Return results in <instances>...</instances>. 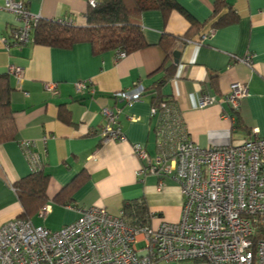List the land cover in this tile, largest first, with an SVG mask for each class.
Masks as SVG:
<instances>
[{
  "label": "crops",
  "instance_id": "0c3cea01",
  "mask_svg": "<svg viewBox=\"0 0 264 264\" xmlns=\"http://www.w3.org/2000/svg\"><path fill=\"white\" fill-rule=\"evenodd\" d=\"M18 1L42 19L85 25L89 0ZM176 2L199 24L213 21L214 0ZM229 4L237 20L203 38L202 33L200 42L192 41L197 36L193 32L191 40L184 39L190 23L177 10L143 11L139 22L146 45L121 57L118 50L96 54L85 42L70 48L32 41L6 47L4 41L11 39L20 22L12 12L0 9V75L9 73L10 66L23 70L21 80L9 73L16 133L0 144V226L21 218L23 208L14 184L35 170L21 145L24 140L35 142L40 169L49 174L45 203L51 211L44 220L33 215L34 224L50 220L53 225L46 227L57 230L78 218L68 205L98 206L117 214L124 203L138 199L154 215L153 225L161 219L179 221L182 197L176 180L138 174L142 161L133 147L141 146L150 156L158 152L155 130L160 118L152 115V107L172 103L186 139L201 147L238 144L252 132L264 137V0H229ZM162 38H173L167 51L160 45ZM174 51L180 52L177 63ZM245 57H250V65L242 62ZM169 66L171 76L159 84ZM79 81L87 86L76 92ZM47 82H56V94L46 90ZM237 82L249 90L237 111L228 103L198 108L202 94L223 96ZM135 86H141L143 93L131 106L115 96ZM103 107L119 108L115 124L124 140L102 141ZM80 174L85 180L64 194L70 200L63 201L58 194Z\"/></svg>",
  "mask_w": 264,
  "mask_h": 264
},
{
  "label": "built area",
  "instance_id": "2783aa9c",
  "mask_svg": "<svg viewBox=\"0 0 264 264\" xmlns=\"http://www.w3.org/2000/svg\"><path fill=\"white\" fill-rule=\"evenodd\" d=\"M0 9L20 22L4 41L6 47L31 42L32 27L41 17L18 0H0ZM56 22L73 25L68 19ZM242 62L250 65V57ZM8 72L18 80L23 77L19 67L10 66ZM86 86L79 81L75 90ZM45 88L57 93L56 82H47ZM142 93L143 88L135 86L115 96L131 106ZM248 95L247 84L232 83L223 96L202 94L198 108L228 103L237 111ZM119 111L102 108V141L125 139L115 124ZM152 115L160 118L155 130L158 152L150 156L141 146L133 147L142 161L138 174L176 180L182 197L179 221L161 219L153 225L154 215L148 212L144 223H129L122 210L112 214L98 206L68 205L78 218L57 230L23 218L0 226V264H264V137L252 132L238 144L201 147L186 139L172 103L160 102L152 107ZM21 145L34 171L39 170L35 142L24 140ZM50 211L45 203L37 217L44 220Z\"/></svg>",
  "mask_w": 264,
  "mask_h": 264
},
{
  "label": "trees",
  "instance_id": "16d2710c",
  "mask_svg": "<svg viewBox=\"0 0 264 264\" xmlns=\"http://www.w3.org/2000/svg\"><path fill=\"white\" fill-rule=\"evenodd\" d=\"M94 2V5H88L85 25H67L41 18L32 27L31 41L58 48H70L74 44L85 42L91 45L96 54L110 50L129 54L146 45L139 22L140 14L146 10H161L164 13L171 10L180 12L190 23L188 35H185L184 39L191 40L190 32L197 35L192 41H200L199 36L202 33L207 34L237 20L229 0H214L213 21L204 24H199L191 18L176 0H94ZM170 40L172 45L173 38H169V41L164 38L160 40V45L165 47L166 51L170 46ZM172 68L169 66L166 69V74L159 84L164 83L171 76ZM11 91L10 74L0 75V144L13 139L16 133L10 110ZM81 176L82 174L78 175L76 180L62 189L58 195L63 198L64 194H71L73 190L78 189L85 180ZM48 181L49 174L39 169L15 182L14 188L23 208L21 218L29 220L45 204ZM69 200L63 198L66 202ZM121 210L129 223H135V219L136 222L138 219L141 223L147 220L148 209L142 200L126 202Z\"/></svg>",
  "mask_w": 264,
  "mask_h": 264
},
{
  "label": "water",
  "instance_id": "95a60500",
  "mask_svg": "<svg viewBox=\"0 0 264 264\" xmlns=\"http://www.w3.org/2000/svg\"><path fill=\"white\" fill-rule=\"evenodd\" d=\"M179 54H180V52H179V51H174V54H173V56H174V62H175V63H177V62H178Z\"/></svg>",
  "mask_w": 264,
  "mask_h": 264
},
{
  "label": "rangeland",
  "instance_id": "374dc122",
  "mask_svg": "<svg viewBox=\"0 0 264 264\" xmlns=\"http://www.w3.org/2000/svg\"><path fill=\"white\" fill-rule=\"evenodd\" d=\"M41 223H42V222H41ZM43 223H45V224L48 225V226H52V225H53V223H52L50 220H48L47 222H43ZM45 224H44V226H46ZM48 226H47V227H48ZM48 228H49V227H48ZM49 229H51V228H49Z\"/></svg>",
  "mask_w": 264,
  "mask_h": 264
}]
</instances>
